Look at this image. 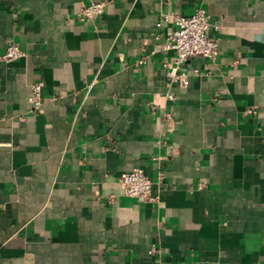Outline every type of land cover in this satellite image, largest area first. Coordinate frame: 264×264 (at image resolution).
<instances>
[{
  "label": "crops",
  "instance_id": "crops-1",
  "mask_svg": "<svg viewBox=\"0 0 264 264\" xmlns=\"http://www.w3.org/2000/svg\"><path fill=\"white\" fill-rule=\"evenodd\" d=\"M197 9L219 55L173 83L171 18ZM10 43L0 264H264V0H0ZM132 168L158 201L123 195Z\"/></svg>",
  "mask_w": 264,
  "mask_h": 264
},
{
  "label": "built area",
  "instance_id": "built-area-1",
  "mask_svg": "<svg viewBox=\"0 0 264 264\" xmlns=\"http://www.w3.org/2000/svg\"><path fill=\"white\" fill-rule=\"evenodd\" d=\"M106 7L107 4L105 2L84 6L79 11L77 18L80 21L93 20L100 17L105 12ZM171 20L174 29L167 36L164 48L174 54L173 67L168 69L166 74L171 82L175 83L184 76L181 72V67L191 57L198 56L211 61L215 60L219 55V46L217 40L208 35L210 27L209 15L204 10L197 9L190 16L174 15ZM156 26L160 27V24ZM22 55L18 45L10 43L5 51L0 54V62L9 63L22 57ZM142 62V60H139L137 64L140 65ZM41 87L40 82L31 86L28 102L34 110L40 108L43 102ZM167 98L170 99L171 96L168 95ZM118 184L126 197L138 198L148 203L158 201V196L152 194L150 180L138 168H132L121 174ZM199 186L201 185L199 184ZM147 253L149 256H155L158 254V250L154 245H151Z\"/></svg>",
  "mask_w": 264,
  "mask_h": 264
}]
</instances>
